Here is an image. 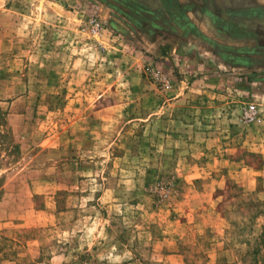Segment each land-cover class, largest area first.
I'll return each mask as SVG.
<instances>
[{"label":"rangeland","instance_id":"374dc122","mask_svg":"<svg viewBox=\"0 0 264 264\" xmlns=\"http://www.w3.org/2000/svg\"><path fill=\"white\" fill-rule=\"evenodd\" d=\"M117 8L0 0V264H264V63Z\"/></svg>","mask_w":264,"mask_h":264},{"label":"crops","instance_id":"0c3cea01","mask_svg":"<svg viewBox=\"0 0 264 264\" xmlns=\"http://www.w3.org/2000/svg\"><path fill=\"white\" fill-rule=\"evenodd\" d=\"M136 2L142 14L134 19L123 18L137 25L145 48L153 51L161 64L168 59L174 61L176 57L177 64L190 62V66L195 67V60L185 56L195 50L209 55L217 52L223 64L236 67L252 68L264 63V0ZM179 21L187 23L186 27L179 26ZM184 58L189 60L184 61Z\"/></svg>","mask_w":264,"mask_h":264},{"label":"flooded vegetation","instance_id":"af4514ba","mask_svg":"<svg viewBox=\"0 0 264 264\" xmlns=\"http://www.w3.org/2000/svg\"><path fill=\"white\" fill-rule=\"evenodd\" d=\"M136 1L138 0H119L120 4L122 3V8H117V10H119L122 13V15L127 17L128 19L138 18L139 15L142 14V12L140 5L138 4L139 2ZM163 1L167 2L168 0H163ZM128 9H130L131 12L128 11Z\"/></svg>","mask_w":264,"mask_h":264},{"label":"built area","instance_id":"2783aa9c","mask_svg":"<svg viewBox=\"0 0 264 264\" xmlns=\"http://www.w3.org/2000/svg\"><path fill=\"white\" fill-rule=\"evenodd\" d=\"M257 112V106L256 104H251L249 105L247 111H246V117L247 118H252L253 117V113Z\"/></svg>","mask_w":264,"mask_h":264},{"label":"trees","instance_id":"16d2710c","mask_svg":"<svg viewBox=\"0 0 264 264\" xmlns=\"http://www.w3.org/2000/svg\"><path fill=\"white\" fill-rule=\"evenodd\" d=\"M178 23H179V26H181V27H184V25H185V27H186V24H187V23H185V22L181 23L180 21H179ZM156 26H157L158 28H162V26H160L159 24H157ZM258 213H261V211L259 210Z\"/></svg>","mask_w":264,"mask_h":264}]
</instances>
